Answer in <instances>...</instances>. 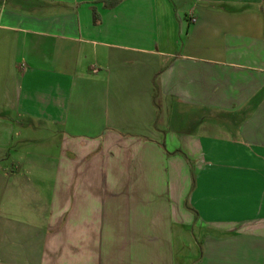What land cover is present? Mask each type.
I'll list each match as a JSON object with an SVG mask.
<instances>
[{
  "label": "crops",
  "instance_id": "crops-1",
  "mask_svg": "<svg viewBox=\"0 0 264 264\" xmlns=\"http://www.w3.org/2000/svg\"><path fill=\"white\" fill-rule=\"evenodd\" d=\"M112 2L0 0V264H264V0Z\"/></svg>",
  "mask_w": 264,
  "mask_h": 264
},
{
  "label": "trees",
  "instance_id": "trees-1",
  "mask_svg": "<svg viewBox=\"0 0 264 264\" xmlns=\"http://www.w3.org/2000/svg\"><path fill=\"white\" fill-rule=\"evenodd\" d=\"M119 1H121V0H113V2L109 4V6H110V7H113V6H115L116 4H118Z\"/></svg>",
  "mask_w": 264,
  "mask_h": 264
},
{
  "label": "rangeland",
  "instance_id": "rangeland-1",
  "mask_svg": "<svg viewBox=\"0 0 264 264\" xmlns=\"http://www.w3.org/2000/svg\"><path fill=\"white\" fill-rule=\"evenodd\" d=\"M192 232H190V234H191Z\"/></svg>",
  "mask_w": 264,
  "mask_h": 264
}]
</instances>
